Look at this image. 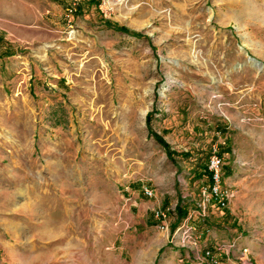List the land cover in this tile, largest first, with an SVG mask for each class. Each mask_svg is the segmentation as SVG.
<instances>
[{
    "label": "rangeland",
    "instance_id": "obj_1",
    "mask_svg": "<svg viewBox=\"0 0 264 264\" xmlns=\"http://www.w3.org/2000/svg\"><path fill=\"white\" fill-rule=\"evenodd\" d=\"M184 254L264 264V0H0V264Z\"/></svg>",
    "mask_w": 264,
    "mask_h": 264
},
{
    "label": "built area",
    "instance_id": "obj_2",
    "mask_svg": "<svg viewBox=\"0 0 264 264\" xmlns=\"http://www.w3.org/2000/svg\"><path fill=\"white\" fill-rule=\"evenodd\" d=\"M222 159L218 155H211L207 162V171L209 177V185L202 189V194L206 195L207 200L213 201L218 209H224L227 203L230 201L232 195L226 186L221 183L222 180ZM144 195L151 197L152 193L147 188L143 189ZM208 202V201H207ZM205 203L199 205V215H204L206 209ZM235 246L234 244H232ZM243 253L248 252L247 247L241 248ZM206 255H209V251H205Z\"/></svg>",
    "mask_w": 264,
    "mask_h": 264
},
{
    "label": "trees",
    "instance_id": "obj_3",
    "mask_svg": "<svg viewBox=\"0 0 264 264\" xmlns=\"http://www.w3.org/2000/svg\"><path fill=\"white\" fill-rule=\"evenodd\" d=\"M149 121H150V119L148 118V115H147V117H146V122L147 123H149ZM155 139L157 140V142L160 144V145H162L164 148H165V150H168V145L165 143V141L161 138V137H159V136H155ZM206 174H208V172H206V170L204 171Z\"/></svg>",
    "mask_w": 264,
    "mask_h": 264
},
{
    "label": "crops",
    "instance_id": "obj_4",
    "mask_svg": "<svg viewBox=\"0 0 264 264\" xmlns=\"http://www.w3.org/2000/svg\"><path fill=\"white\" fill-rule=\"evenodd\" d=\"M185 255H187V257H185ZM181 257L183 258V260H181V261H183L184 264H189V262L192 264L194 262L192 260L186 259V258H188V254L181 255ZM196 261H197V264H203V260H201V259H200V261L199 260H196ZM222 264H229V263L226 262V263H222Z\"/></svg>",
    "mask_w": 264,
    "mask_h": 264
}]
</instances>
